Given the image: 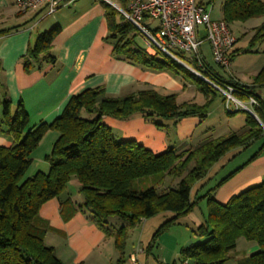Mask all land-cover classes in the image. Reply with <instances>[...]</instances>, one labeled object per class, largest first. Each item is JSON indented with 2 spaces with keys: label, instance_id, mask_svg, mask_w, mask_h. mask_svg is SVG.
<instances>
[{
  "label": "trees",
  "instance_id": "16d2710c",
  "mask_svg": "<svg viewBox=\"0 0 264 264\" xmlns=\"http://www.w3.org/2000/svg\"><path fill=\"white\" fill-rule=\"evenodd\" d=\"M126 8L129 0H120ZM223 21L229 26L264 16V0H223ZM108 25L107 41L114 56L155 72H167L183 81L193 82L206 97L204 104L179 103L177 95H162L146 89L124 97H109L102 88L88 89L72 96L61 116L51 124L42 123L30 129V117L22 103L13 108L6 97L0 98V124L12 140L10 148L0 147V264H63L53 247L45 244L48 223L40 217L41 207L52 199L60 201L61 213L70 208L87 213L93 223L109 238L123 262L129 231L161 213L173 216L159 226L147 253L155 256L160 237L188 217L199 202L205 200L207 213L195 229L197 243L181 247L179 262L187 264H226L233 258L239 240L255 243L259 250L237 264H264V183L232 197L226 204L215 199L216 190L264 152V100L256 89L264 88V66L253 77L251 85L228 78L242 101L255 98L260 107L246 118V130L226 136L206 135L192 150L176 153L172 148L154 154L132 141H120L102 122L104 116L127 120L145 117L157 127L158 119L179 121L187 117L206 120L216 98V91L185 67L163 53L149 55L138 45L137 29L125 21L111 4L105 3ZM11 30L0 32L9 33ZM58 26L40 34L24 57L29 72L41 61L55 63L53 43L60 34ZM264 40V24L255 29L250 41L253 48ZM242 51V53H248ZM240 53L234 51L232 57ZM222 78H226L222 76ZM83 112L86 117H83ZM243 112V110L237 111ZM233 116L236 112H228ZM49 130L59 136L46 157L47 172L28 176L32 154ZM257 146L255 153L240 167L208 187L214 177L213 167L230 152L239 154ZM80 183L78 193L83 202L75 203L67 193L70 182ZM138 184L145 188L138 189ZM148 186V187H146ZM208 187V188H207ZM206 189L205 193L201 194ZM119 218L126 226L110 228ZM173 264H177L174 262Z\"/></svg>",
  "mask_w": 264,
  "mask_h": 264
},
{
  "label": "crops",
  "instance_id": "0c3cea01",
  "mask_svg": "<svg viewBox=\"0 0 264 264\" xmlns=\"http://www.w3.org/2000/svg\"><path fill=\"white\" fill-rule=\"evenodd\" d=\"M108 1L110 3L104 0H77L68 7L61 8L54 16L43 17L40 12L20 13L16 8V0H0V32L11 30L9 33L0 34V98L9 99L13 108L23 104L30 117V129L42 123L54 122L61 116L72 96L88 89L102 88L109 97H124L146 89H155L162 95H177L179 103L193 102L191 100L197 97L194 92L197 87L189 81H183L167 72L151 71L114 56L113 44L106 40L109 31L105 3H117ZM252 21L257 22L248 29L246 25ZM263 24L264 16L238 25L241 34L245 37L250 34L251 39L255 29ZM55 26L61 29L51 51L55 63L41 61L27 72L23 61L29 48L36 43L40 34ZM238 43L239 39L234 51L239 50ZM258 44H261L258 49H251L248 53H242L249 49L241 47L240 53L233 57L232 77L244 85H251L253 77L264 66V40ZM254 58H260V63L254 64ZM256 93L264 100V88L256 89ZM233 112H236L235 115L239 113ZM1 113L0 107V115ZM158 120L163 127H157L141 115L127 120L108 116L102 118L103 124L110 128L118 140L136 142L156 155L170 148L176 153L192 150L208 134L206 120L198 117H187L179 121ZM226 132L228 133L225 134H231L236 131L230 126ZM58 136V132L54 130L46 133L31 156L32 165L28 176L49 170L46 157L51 154ZM11 146L12 140L6 127L0 124V147ZM233 160L220 167L221 159L213 167L212 171L216 170L210 172V176L214 177L213 182L217 183L221 174L226 172L227 176L244 163L233 167ZM263 183L264 152L219 187L215 192V199L226 204L232 197ZM79 186V181L73 179L66 194L71 197L76 208L83 202L78 193ZM65 213L69 218L62 215L58 199L48 201L40 209V217L48 223L45 238L47 245L55 249L63 264H133L131 256L136 254L137 258L139 253H144L141 249L131 252L127 262L118 263L119 253L113 239L108 238L87 213L80 210L74 212L70 208ZM202 221L197 220V225ZM192 243L190 239L183 247ZM169 246L174 250L177 247L174 242ZM258 250L255 243L239 240L232 260L226 264H237ZM169 260L171 254L166 252L158 256L156 262L169 264Z\"/></svg>",
  "mask_w": 264,
  "mask_h": 264
},
{
  "label": "built area",
  "instance_id": "2783aa9c",
  "mask_svg": "<svg viewBox=\"0 0 264 264\" xmlns=\"http://www.w3.org/2000/svg\"><path fill=\"white\" fill-rule=\"evenodd\" d=\"M76 1L16 0L15 4L22 14L40 12L43 17H48ZM111 5L137 29L149 55L155 56L159 52L167 55L220 93L228 112L248 110L259 120L255 113V108L260 107L259 102L253 97L248 101L240 100L235 86L228 82V78H233L232 53L238 39L225 21L212 20L211 10L203 2L129 0L126 8ZM208 53L220 70L208 61ZM131 259L133 264H139L136 254Z\"/></svg>",
  "mask_w": 264,
  "mask_h": 264
},
{
  "label": "rangeland",
  "instance_id": "374dc122",
  "mask_svg": "<svg viewBox=\"0 0 264 264\" xmlns=\"http://www.w3.org/2000/svg\"><path fill=\"white\" fill-rule=\"evenodd\" d=\"M111 1L117 3L116 5L121 7L120 0H111ZM107 2L110 3L109 1ZM198 2H203L205 6L209 10H211V17L213 21L223 20V11H222L223 0H198ZM256 22L257 21H252L250 24L246 26L249 29V27H252L253 25H255ZM230 28L233 31L234 35L238 37L239 39V43L237 44V47L239 48V50L241 49V47H247L246 49H249V50L258 49L259 46L261 45L257 43L256 48H251V46L248 47V45H250L249 42L252 39V38L251 39L249 38L250 34L247 37L241 34V30L239 29L238 24L231 25ZM137 42L139 46L145 47V42L141 38V36L137 38ZM205 47L207 48V44ZM207 57H208V61H210V63L214 65V67L218 68L217 65H215L214 63L211 57V54L208 53ZM253 60H256L254 61V64L260 63L261 61L260 58H254ZM189 83L193 85L194 87L196 86L191 81H189ZM194 92L197 97L193 98L191 101H193L194 103H198L200 105L203 104V102L206 101L205 95L199 92L198 90H196L195 88H194ZM250 110H253V109L250 107ZM209 113L210 115H208L205 125L206 127L209 128L207 132L208 135H211L212 137L229 135L225 133H228L226 131L228 127L230 126L237 133L243 132V129L246 128L247 116L249 114L252 115V113L248 110H243V112H239L235 116L229 115L226 110L224 98L218 92L216 93V98L210 107ZM86 116H87L86 113L83 112V117H86ZM257 118H258V115H257ZM256 150H257V146H252L251 148L239 154L235 158V160H233L235 161L233 164V167L239 166L243 162L248 160L255 153ZM237 152H238L237 150H234L230 152L225 158H223L222 161H220L219 163L220 167L226 164L225 162L228 163L231 160L232 156L236 154ZM216 168H218V166ZM215 171L213 170L212 172H215ZM226 174L227 173L224 172L217 179H222ZM215 183L216 181H214L208 187H211ZM137 188L141 189V188H145V186L143 184H138ZM207 188H205V190L201 192V194L205 193ZM70 190H72V187H70ZM206 213H207V205H206V201L203 200L199 202V204L197 205L196 210L194 211V215H191V216L189 215L190 217L188 216V217L180 219L182 225L173 227L171 230H169L168 232H166L160 237L159 242H158V249L154 251L156 257H154L153 254L147 253V247L150 245L152 241V237L155 234L156 230L159 228V226L163 224L165 221H167L168 219H170L173 216V213L172 212L161 213L153 218L143 221L138 226H136L135 228L129 231V236L126 242L125 254L123 258L124 260L122 263H125L128 261V258H129L128 255H130L131 252H138L141 249L144 251V253H139L137 256L138 258L137 260L139 264H147V263L157 264L156 261H157L158 256L164 255L166 252H169L171 254V260H169V264H173L174 262H176L177 264H182L181 262H179V251L181 247L185 245L186 241L190 239H192L193 243H197L201 241V239L197 238L194 235L192 230L198 226L196 223L197 220L202 221ZM111 223L112 224L110 228H119L121 226L127 225V222L125 220H122L119 218H113L111 220ZM51 236L52 234L50 235V237ZM173 242L174 244L177 245L175 250L171 246H169V245H172ZM45 244L47 245L46 239H45ZM119 258H120V254H119ZM127 264H130V263L128 262Z\"/></svg>",
  "mask_w": 264,
  "mask_h": 264
},
{
  "label": "water",
  "instance_id": "95a60500",
  "mask_svg": "<svg viewBox=\"0 0 264 264\" xmlns=\"http://www.w3.org/2000/svg\"><path fill=\"white\" fill-rule=\"evenodd\" d=\"M259 123H260V121L259 120H257ZM261 124V123H260Z\"/></svg>",
  "mask_w": 264,
  "mask_h": 264
}]
</instances>
